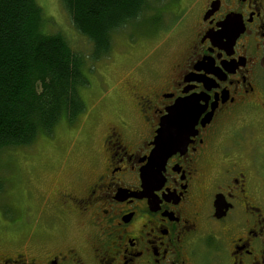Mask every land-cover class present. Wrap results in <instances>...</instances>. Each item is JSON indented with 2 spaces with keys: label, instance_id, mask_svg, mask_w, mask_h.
Masks as SVG:
<instances>
[{
  "label": "flooded vegetation",
  "instance_id": "1",
  "mask_svg": "<svg viewBox=\"0 0 264 264\" xmlns=\"http://www.w3.org/2000/svg\"><path fill=\"white\" fill-rule=\"evenodd\" d=\"M182 10L178 58L125 82L126 110L98 127L90 161L39 190L40 234H73L30 232L0 246V264H264V0ZM187 100L193 135L183 114L169 116ZM162 130L180 148L159 171Z\"/></svg>",
  "mask_w": 264,
  "mask_h": 264
},
{
  "label": "rangeland",
  "instance_id": "2",
  "mask_svg": "<svg viewBox=\"0 0 264 264\" xmlns=\"http://www.w3.org/2000/svg\"><path fill=\"white\" fill-rule=\"evenodd\" d=\"M36 1L45 15V31L61 33L73 50L89 57L92 45L75 30L61 0ZM190 2L152 0L141 23L113 35L108 57L95 64L88 62L90 85L82 90L87 111L78 123L69 126L63 122L52 137L41 136L29 147L0 154V175L5 184V192L0 194V246H20L30 232H35V242L73 234L61 226L40 234L42 227L34 223L40 216L39 190L47 193L68 167L90 161L98 127L126 110L119 91L125 82L131 77L149 78L154 72L166 71L178 58L185 44L178 32L184 25L182 8Z\"/></svg>",
  "mask_w": 264,
  "mask_h": 264
},
{
  "label": "trees",
  "instance_id": "3",
  "mask_svg": "<svg viewBox=\"0 0 264 264\" xmlns=\"http://www.w3.org/2000/svg\"><path fill=\"white\" fill-rule=\"evenodd\" d=\"M61 2L75 30L91 43L89 57L73 50L61 33L45 31L36 0H0V154L52 137L63 122L73 126L87 111L82 90L90 85L88 62L108 57L113 35L141 23L152 5V0Z\"/></svg>",
  "mask_w": 264,
  "mask_h": 264
},
{
  "label": "water",
  "instance_id": "4",
  "mask_svg": "<svg viewBox=\"0 0 264 264\" xmlns=\"http://www.w3.org/2000/svg\"><path fill=\"white\" fill-rule=\"evenodd\" d=\"M176 113L184 115V122L190 124L191 135H193L194 126L199 116V113L194 107L193 102L191 100H187L186 102L178 104L175 109L169 111V116ZM176 137L177 136L174 137L173 135L168 134L167 132H165V130H162L159 133L157 148L154 150L150 157L151 163L158 160L162 162V166L156 170L160 171L161 169H163L165 160L175 151L179 150L180 147L171 141L174 138L176 139ZM150 171H153V169H150ZM147 184H149V182L144 179V186H146Z\"/></svg>",
  "mask_w": 264,
  "mask_h": 264
}]
</instances>
